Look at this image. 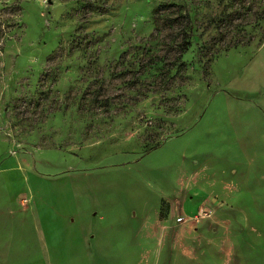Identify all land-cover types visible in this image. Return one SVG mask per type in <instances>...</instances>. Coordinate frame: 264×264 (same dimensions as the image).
Segmentation results:
<instances>
[{
    "label": "rangeland",
    "instance_id": "1",
    "mask_svg": "<svg viewBox=\"0 0 264 264\" xmlns=\"http://www.w3.org/2000/svg\"><path fill=\"white\" fill-rule=\"evenodd\" d=\"M202 164L237 264H264V0H0V251L54 256L20 198L39 233L104 208L125 238Z\"/></svg>",
    "mask_w": 264,
    "mask_h": 264
},
{
    "label": "crops",
    "instance_id": "2",
    "mask_svg": "<svg viewBox=\"0 0 264 264\" xmlns=\"http://www.w3.org/2000/svg\"><path fill=\"white\" fill-rule=\"evenodd\" d=\"M206 169L202 164L190 170L179 197L173 203L166 202L165 208L162 201L152 216L134 222L133 230L129 228L125 238H119L108 209L92 213L80 209L74 217L55 210L53 226L47 225V220L44 226L39 217L41 233L34 208L26 205L28 200L19 199L24 205L20 211L26 217L32 216L35 238H55L54 261L45 244V264H237L233 251V238L237 235L228 220L221 219L206 191L214 184L208 181L209 187H203L198 181L205 177L200 171ZM203 206L211 210L210 216L193 221L192 217ZM148 254L151 257L147 262L144 259ZM0 264H24V258H12L9 252L0 251Z\"/></svg>",
    "mask_w": 264,
    "mask_h": 264
},
{
    "label": "trees",
    "instance_id": "3",
    "mask_svg": "<svg viewBox=\"0 0 264 264\" xmlns=\"http://www.w3.org/2000/svg\"><path fill=\"white\" fill-rule=\"evenodd\" d=\"M179 16H180V18H183L185 20L186 25L180 31V40L177 43V47H176L177 54L174 57L173 61L168 62V65H170L169 69L170 68H176L177 65L183 66L182 55L185 51L188 50V48L191 44V40L189 38L193 37V35H194L192 32V23H191V18L189 16V14L188 13H185V14L180 13ZM178 21H179V23H181V20L179 18H170L167 20V24L173 25L174 22L178 23ZM187 26H188L189 30L187 29Z\"/></svg>",
    "mask_w": 264,
    "mask_h": 264
},
{
    "label": "built area",
    "instance_id": "4",
    "mask_svg": "<svg viewBox=\"0 0 264 264\" xmlns=\"http://www.w3.org/2000/svg\"><path fill=\"white\" fill-rule=\"evenodd\" d=\"M211 210L206 207H200L197 211V213L192 217V220L195 222H198L204 217L210 216Z\"/></svg>",
    "mask_w": 264,
    "mask_h": 264
}]
</instances>
